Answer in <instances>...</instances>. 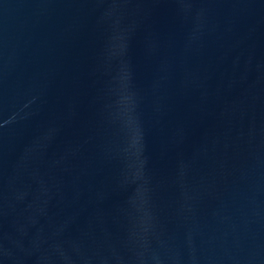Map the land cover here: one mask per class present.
Segmentation results:
<instances>
[{
  "label": "water",
  "instance_id": "water-1",
  "mask_svg": "<svg viewBox=\"0 0 264 264\" xmlns=\"http://www.w3.org/2000/svg\"><path fill=\"white\" fill-rule=\"evenodd\" d=\"M0 264H264V0H0Z\"/></svg>",
  "mask_w": 264,
  "mask_h": 264
}]
</instances>
